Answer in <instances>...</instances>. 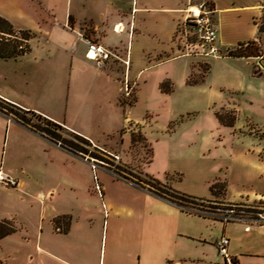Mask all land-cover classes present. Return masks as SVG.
<instances>
[{
	"label": "crops",
	"instance_id": "obj_1",
	"mask_svg": "<svg viewBox=\"0 0 264 264\" xmlns=\"http://www.w3.org/2000/svg\"><path fill=\"white\" fill-rule=\"evenodd\" d=\"M201 2L95 0L98 19L84 13L90 0H0V16L35 33L28 54L0 58V98L86 137L104 159L120 156L121 166L133 163L140 131L152 160L139 172L209 200L212 184L226 182L224 202L264 207V0H211L221 53L210 63L196 61L186 25ZM91 41L110 53L104 66L87 59ZM250 42L260 56L228 54ZM199 62L210 70L190 85ZM127 84L136 102L125 107ZM228 111L233 127L217 116ZM0 170L20 182L0 183V222L17 228L0 244L17 238L22 264H264L257 214L223 222L186 212L2 113ZM223 236L228 258L216 244Z\"/></svg>",
	"mask_w": 264,
	"mask_h": 264
},
{
	"label": "trees",
	"instance_id": "obj_2",
	"mask_svg": "<svg viewBox=\"0 0 264 264\" xmlns=\"http://www.w3.org/2000/svg\"><path fill=\"white\" fill-rule=\"evenodd\" d=\"M206 7L211 13H213V3L211 0H203ZM260 33H264V16L262 23L259 27ZM35 36V33L31 30H17L13 23L8 19L0 16V58L11 59L18 58L28 54L31 51L30 40ZM230 56L235 57H249V56H260V46L257 42H250L248 45H240L237 49L229 51ZM210 70V66L207 64V69L204 71L201 78L197 79L195 74L192 73L189 77L188 84L195 85L202 82ZM258 74V71H256ZM163 91H170L169 83L166 82L162 85ZM136 102V97H133L131 101L122 100L123 106H132ZM0 113L23 123L36 131L42 133L46 137L52 139L55 142H61L62 146L79 154L82 157L90 156L92 158L104 161L108 164L112 162L108 159H104L99 153L102 150L99 147L94 146V144L86 137L79 135L75 132L69 131L60 124L51 121L42 115H39L33 111H27L5 99L0 98ZM218 119L221 124L229 127H233L237 121V114L235 111L221 112L217 114ZM133 127V126H132ZM69 136V137H68ZM144 143L146 141L145 137L140 131L132 132V146H136L139 143ZM150 148V147H149ZM150 158L148 162H151L152 149L150 148ZM119 173L124 177V179L129 180L139 186L147 189L148 191L168 199L179 206L185 205L186 203H195L196 205H203L204 207L210 208H220L216 205H206L204 201L214 202L219 204H227L223 201V197L227 192V183L216 181L211 186V191L216 199L209 200L198 197H193L180 193L173 189L168 184L162 183L156 178L144 174L142 171L134 172L129 166H117ZM144 174V177L142 175ZM249 212L255 214L262 213L264 211L259 209H251ZM17 232V228L10 221L0 222V240L12 235Z\"/></svg>",
	"mask_w": 264,
	"mask_h": 264
},
{
	"label": "built area",
	"instance_id": "obj_3",
	"mask_svg": "<svg viewBox=\"0 0 264 264\" xmlns=\"http://www.w3.org/2000/svg\"><path fill=\"white\" fill-rule=\"evenodd\" d=\"M212 13L206 7L205 2H201L197 5H193L188 8L187 16H186V25L189 26L192 30V36L190 37L193 45L190 48L196 50V40L200 41V45L203 49L201 54L205 55H219L221 50L217 46L218 42V31L213 25L211 15ZM87 59L95 61L99 66H104L106 61L110 57V53L104 49L100 44L95 41H91L89 44V48L86 53ZM133 96L132 88L127 84L124 89V98L129 101ZM62 146L61 142H57ZM94 170L107 168L113 175L118 178L124 177L119 173L117 166H121V157L118 155H112L110 160L113 165L108 164L104 161H100L98 159L92 158L90 156H86ZM0 183L7 185L9 187H19L20 182L17 178L10 176L3 170H0ZM97 190L102 192V188L100 185L97 186ZM204 204L216 205L220 208H210L204 207L203 205H196L195 203H186L185 205L180 206L183 210L189 213H194L200 216L209 217L221 220L223 222H231L243 220L247 215H252L255 213L249 212L251 209H259L264 211L263 208H258L257 206L249 205L246 203H227V204H219L214 202L204 201ZM257 217H259L262 221H264V212L258 213ZM217 248L219 250L220 255L225 258H228V247L230 245V239L228 237H221L217 241Z\"/></svg>",
	"mask_w": 264,
	"mask_h": 264
},
{
	"label": "rangeland",
	"instance_id": "obj_4",
	"mask_svg": "<svg viewBox=\"0 0 264 264\" xmlns=\"http://www.w3.org/2000/svg\"><path fill=\"white\" fill-rule=\"evenodd\" d=\"M90 4L92 6L88 10H86L84 13L94 14L96 16V18L99 19L100 18L99 9H97V7H99V5H97L95 3V0H90ZM198 44L200 45L201 43L199 40H196V50L192 51L193 53L196 52V61L203 60V61L210 63L211 57H214V56L201 54V52H203V49L201 46H198ZM196 67L199 69V73L194 72V74H195L196 78L199 79L202 77L204 71H206L207 64L205 62H199L198 64H196ZM204 85H206V86H204ZM204 85H203L204 88L209 87L208 84H204ZM221 94L223 96H226L228 93L224 91ZM200 95H201L202 99H204L205 97H207L208 91L206 90L205 93H201ZM122 100H124L123 97H122ZM217 107H221V106L218 105L215 107L218 110L219 108H217ZM196 108H200L203 110V109L207 108V105L205 102H203L199 105H196ZM113 140H114V138L108 137V142L112 143ZM102 144H105V143H102ZM118 148H120V147H118ZM118 151H119V149H118ZM118 151H116L115 153H118ZM127 154H128V156L131 157V160H133V163H131V164L126 163V165L131 167L132 169L135 168L134 171H136L138 173V171H139L138 169L140 167L138 165L139 164L138 162H142V161L144 162V161L148 160L150 158L151 152H150V148H149L148 143H146V142L142 143L141 142L136 146H132L129 149ZM236 203L238 204V203H243V202L238 201ZM255 205H257V204H255ZM257 207L264 209V207H261V206H257ZM12 223L14 224V222H12ZM18 243H19L18 239L15 238V239L7 240L6 242L0 244V261H4L5 263H8V264H22V262H23V257H22L23 253L22 252L23 251L18 246ZM0 264H2V263L0 262Z\"/></svg>",
	"mask_w": 264,
	"mask_h": 264
},
{
	"label": "water",
	"instance_id": "obj_5",
	"mask_svg": "<svg viewBox=\"0 0 264 264\" xmlns=\"http://www.w3.org/2000/svg\"><path fill=\"white\" fill-rule=\"evenodd\" d=\"M261 66L264 68L263 62L261 61Z\"/></svg>",
	"mask_w": 264,
	"mask_h": 264
}]
</instances>
